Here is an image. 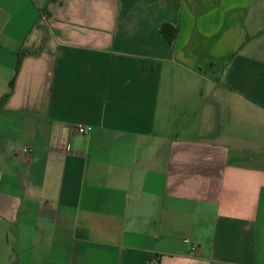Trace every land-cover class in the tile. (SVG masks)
<instances>
[{
	"label": "crops",
	"instance_id": "obj_1",
	"mask_svg": "<svg viewBox=\"0 0 264 264\" xmlns=\"http://www.w3.org/2000/svg\"><path fill=\"white\" fill-rule=\"evenodd\" d=\"M0 264H264V0H0Z\"/></svg>",
	"mask_w": 264,
	"mask_h": 264
},
{
	"label": "trees",
	"instance_id": "obj_2",
	"mask_svg": "<svg viewBox=\"0 0 264 264\" xmlns=\"http://www.w3.org/2000/svg\"><path fill=\"white\" fill-rule=\"evenodd\" d=\"M161 33L168 40L169 43H172L177 35V29L169 24H163L161 27Z\"/></svg>",
	"mask_w": 264,
	"mask_h": 264
},
{
	"label": "built area",
	"instance_id": "obj_3",
	"mask_svg": "<svg viewBox=\"0 0 264 264\" xmlns=\"http://www.w3.org/2000/svg\"><path fill=\"white\" fill-rule=\"evenodd\" d=\"M91 130H92V127L91 126H82V125H80L77 128L78 133L79 134H82V135H85V134L89 133ZM29 152H30V150L28 148H25L23 150V153H26L27 154Z\"/></svg>",
	"mask_w": 264,
	"mask_h": 264
}]
</instances>
